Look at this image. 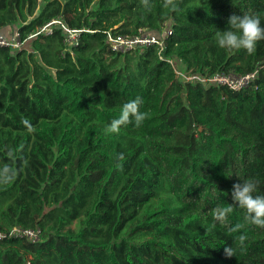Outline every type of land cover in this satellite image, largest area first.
I'll return each mask as SVG.
<instances>
[{
    "label": "trees",
    "instance_id": "obj_1",
    "mask_svg": "<svg viewBox=\"0 0 264 264\" xmlns=\"http://www.w3.org/2000/svg\"><path fill=\"white\" fill-rule=\"evenodd\" d=\"M150 3L0 0V34L26 40L0 47V169L16 173L0 182V204L14 193L0 232H42L38 243L1 240L0 264H264V228L246 225L241 245L210 215L242 180L264 195V40L252 54L215 40L233 13H259L264 26V0ZM53 20L81 30L79 45L59 28L29 38ZM165 28L162 55L187 76L257 79L238 92L185 81L157 46L121 54L107 43L109 32ZM136 97L150 117L106 133ZM245 214L236 208L228 224Z\"/></svg>",
    "mask_w": 264,
    "mask_h": 264
},
{
    "label": "clouds",
    "instance_id": "obj_2",
    "mask_svg": "<svg viewBox=\"0 0 264 264\" xmlns=\"http://www.w3.org/2000/svg\"><path fill=\"white\" fill-rule=\"evenodd\" d=\"M142 5L150 10V0H141ZM164 8H175V0H163ZM215 40L218 47L223 49H244L249 54H252L259 41L264 40V26H262L261 15L259 13H242L237 15L233 13L228 18V30H217ZM143 100L136 97L134 100H129L121 107L120 116L113 119L106 128V133H119L121 127L135 123L139 127L150 117L149 112H142ZM27 124L28 122L22 121ZM123 159V154L120 155ZM15 170L5 165L0 169V182L7 183L14 179ZM242 183L233 185L231 204L217 205L211 211L210 215L214 222H219L221 226L227 227L229 234L242 233L246 225H253L264 228V195L255 194L258 189V181L249 178L242 180ZM236 208L245 210L246 214L243 218L244 222H238L235 225L228 224V217L235 211ZM215 223L212 224L214 228ZM241 245L247 239L246 234H240L235 237ZM227 257L234 256V250L228 246L224 249Z\"/></svg>",
    "mask_w": 264,
    "mask_h": 264
},
{
    "label": "built area",
    "instance_id": "obj_3",
    "mask_svg": "<svg viewBox=\"0 0 264 264\" xmlns=\"http://www.w3.org/2000/svg\"><path fill=\"white\" fill-rule=\"evenodd\" d=\"M55 28L62 30L65 36V43L68 48H72L79 45L81 30L71 29L65 25L61 20H53L39 29V31L29 38H32L38 34L50 35L53 33ZM170 33L168 28L161 33L160 36H156L140 30L136 35H114L112 33L107 34V43L110 49L114 52L126 54L133 52L138 49L148 48L151 46H157L159 48V57L161 60L168 62L175 73L180 76L182 80L185 81H198L203 84L211 85H221L227 86L233 91H242L243 89L249 87L258 77V71L246 74L244 76H234V75H224L217 74L209 78L201 76H187L180 69L179 63L172 59H165L162 55L165 44V37ZM26 40H21L18 32L10 34L9 37L0 34V47L12 48L14 50H21L25 44ZM7 237H13L16 239L26 240L30 243H38L42 241V232L39 228H14L10 232H0V241ZM30 264V263H28Z\"/></svg>",
    "mask_w": 264,
    "mask_h": 264
},
{
    "label": "crops",
    "instance_id": "obj_4",
    "mask_svg": "<svg viewBox=\"0 0 264 264\" xmlns=\"http://www.w3.org/2000/svg\"><path fill=\"white\" fill-rule=\"evenodd\" d=\"M13 195H14V193H13V191H11V192H9V193L6 194V195L1 196V197H3V202H5V203H4L5 205L8 203L9 199H11V198L13 197ZM5 205H4V206H5ZM3 208H4V207H3ZM3 210H4V209H3Z\"/></svg>",
    "mask_w": 264,
    "mask_h": 264
},
{
    "label": "rangeland",
    "instance_id": "obj_5",
    "mask_svg": "<svg viewBox=\"0 0 264 264\" xmlns=\"http://www.w3.org/2000/svg\"><path fill=\"white\" fill-rule=\"evenodd\" d=\"M4 203H5V202H3V203L0 204V213H1V212L3 211V209H4V208H3L4 205H5Z\"/></svg>",
    "mask_w": 264,
    "mask_h": 264
}]
</instances>
